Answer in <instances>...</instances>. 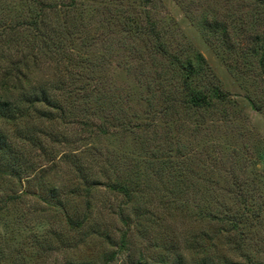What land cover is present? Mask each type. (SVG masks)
Here are the masks:
<instances>
[{
    "label": "rangeland",
    "instance_id": "obj_1",
    "mask_svg": "<svg viewBox=\"0 0 264 264\" xmlns=\"http://www.w3.org/2000/svg\"><path fill=\"white\" fill-rule=\"evenodd\" d=\"M263 47L264 0H0V70L62 104L0 121V264H264Z\"/></svg>",
    "mask_w": 264,
    "mask_h": 264
},
{
    "label": "trees",
    "instance_id": "obj_2",
    "mask_svg": "<svg viewBox=\"0 0 264 264\" xmlns=\"http://www.w3.org/2000/svg\"><path fill=\"white\" fill-rule=\"evenodd\" d=\"M42 17L41 15L40 19L37 16L33 20V28L39 29ZM152 32H154V28H152ZM55 50L58 54L57 49ZM162 51H165V49H162ZM172 62L180 71L179 88L185 96L184 103L187 109L195 111L211 106L215 102H224L227 100L229 93L218 86L212 88V93L196 88L194 77L197 70L191 59L183 62L176 56L173 57ZM20 64L16 63L12 65V70L9 68H6V70L4 69V71L0 70V121L11 122L18 125L24 120L33 118L40 121L46 119L53 120L56 117L55 111H62V104L58 99L53 98L52 93L46 89L49 87H44L42 86L43 84H36L35 86L34 80L30 76L31 72L29 71V67L26 66L25 62H20ZM260 66L264 71V47L260 58ZM62 86L56 85L50 87H54L53 89L56 90H62V88H64V86ZM42 106H45V108H42ZM25 140L29 142L32 141V139L26 138ZM11 152H13L12 144L0 133V161L4 160L3 165L14 170L17 169L14 163L5 162L8 158V154ZM110 187L128 197L131 195L127 184L119 180L112 182ZM81 223V220L71 219V224L73 225H81ZM138 264L146 263L139 261Z\"/></svg>",
    "mask_w": 264,
    "mask_h": 264
}]
</instances>
